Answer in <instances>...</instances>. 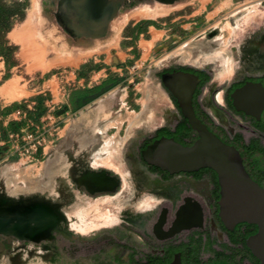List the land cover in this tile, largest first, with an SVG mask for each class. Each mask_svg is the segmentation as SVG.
Masks as SVG:
<instances>
[{"label": "rangeland", "instance_id": "obj_1", "mask_svg": "<svg viewBox=\"0 0 264 264\" xmlns=\"http://www.w3.org/2000/svg\"><path fill=\"white\" fill-rule=\"evenodd\" d=\"M18 1L25 15L13 18L11 32L21 33L17 42L10 37L16 46L15 63L8 67L5 57H0V106L8 109L1 117L0 169L8 170L9 164L16 163L12 169L18 176L16 182L40 189L41 171H46L55 145L81 142L85 137L83 130L74 127L70 133L71 123L64 127L66 118L47 106L48 100L54 104L47 88L53 87L54 100H60L57 95L64 92L63 85L69 87L76 81L77 67L94 84L105 79L97 98V134L90 135V140L96 137L97 151L91 152L87 165L65 167L64 183H49L50 192L64 193L65 207L71 209L65 214L64 235L59 234L56 246L48 248L50 258L58 253L60 261L49 264H135L146 250L162 243L153 236L146 239L131 218L153 220L159 206L167 202L161 193L164 184L141 159L139 144L180 116L160 72L184 64L207 68L211 74L208 87L218 88L219 93L237 76L263 72V62L255 53L250 58L239 55L249 40L254 47L264 33V0H178L172 4L125 0L106 36L95 39H77L63 29L55 15L57 0ZM7 2L10 11L17 8L12 0ZM256 13L259 18L250 20ZM11 121L18 124L10 125ZM236 128L252 136L250 130ZM25 165H30V178H24ZM90 170L118 177L119 183L100 189L98 182L96 190L85 193L83 174ZM214 248L227 251L216 241ZM211 254L204 250V260Z\"/></svg>", "mask_w": 264, "mask_h": 264}, {"label": "flooded vegetation", "instance_id": "obj_2", "mask_svg": "<svg viewBox=\"0 0 264 264\" xmlns=\"http://www.w3.org/2000/svg\"><path fill=\"white\" fill-rule=\"evenodd\" d=\"M253 18L257 20L259 14H253L249 19ZM250 42L249 40L247 46H243L239 56L250 58L255 53L263 62L260 67L264 69V33H261V38L254 43V47L249 45ZM178 74L187 78L194 75L196 81L192 103L196 115L211 131L237 148L244 144L250 148L257 146L264 149V71L237 76L227 82L219 93L218 88L208 87L211 74L207 68L194 64L164 68L160 72V78L178 107L180 116H174L171 124L156 128L153 134L143 139L139 149L143 162L159 178L160 183L164 184L161 193L166 195L167 202L159 206L153 220L131 218L133 224L143 229L144 237L153 236L162 244L146 250L135 264H167L178 254L182 264H235L243 256L240 264H261L246 242L257 231H254L257 225L240 222L229 229L219 216L221 185L214 169L201 167L192 171L170 172L145 160L142 155L148 144L162 136L174 137L182 144H190L199 136L179 104L180 95L175 83V76ZM186 82L194 81L189 79ZM236 125L250 130L252 136L247 137ZM105 175L98 174V177L101 176L100 189H107L111 183ZM215 241L227 248V251L214 248ZM204 250L212 252L206 260Z\"/></svg>", "mask_w": 264, "mask_h": 264}, {"label": "crops", "instance_id": "obj_3", "mask_svg": "<svg viewBox=\"0 0 264 264\" xmlns=\"http://www.w3.org/2000/svg\"><path fill=\"white\" fill-rule=\"evenodd\" d=\"M10 32H8L9 40ZM82 48L79 49L82 50ZM77 69L78 67L74 70L76 81L69 87L63 85L64 92L62 95H57L60 100H54L56 95L53 87L47 88L51 91V101L54 104L51 106L49 100L46 103L48 107L55 109L57 116L66 118L67 123L64 127L71 123L70 133L74 132V128L83 130L84 139L81 142L55 145L57 148L54 149L53 158L46 160L48 167L46 171L45 169L41 171L44 181L40 189L34 190L31 184L26 182L23 183L24 185L16 182L18 176L12 170L16 163L9 164L8 170L0 169V264H49L54 260L60 261L58 253L50 258L48 248L56 246L55 238L59 234L64 235L65 214L71 213V209L65 207L67 203L64 193L56 194L53 190L50 192L49 183H64L65 167L87 165L91 159V152L97 151L96 137L90 140V135L91 132L93 136L97 134L94 129L96 128L97 98L104 88L105 81L103 79L94 84L92 79L86 78V74ZM2 99L0 96V100ZM82 153L84 156H81ZM41 163L44 164L45 161ZM22 168H24V178L33 176L29 169L30 165ZM5 171L7 174L4 173ZM83 175L85 193L96 190L101 176L98 177V173L91 170L84 172ZM106 178L110 180L112 187L119 183L118 177L113 178L107 175ZM52 193H54L53 197Z\"/></svg>", "mask_w": 264, "mask_h": 264}, {"label": "water", "instance_id": "obj_4", "mask_svg": "<svg viewBox=\"0 0 264 264\" xmlns=\"http://www.w3.org/2000/svg\"><path fill=\"white\" fill-rule=\"evenodd\" d=\"M157 1L172 4L178 0ZM124 3L125 0H57L55 15L63 29L74 38H101L106 36ZM193 77L178 74L175 83L182 112L197 130L198 138L190 144H182L174 137L162 136L148 144L142 155L145 160L170 172L192 171L201 167L214 169L221 185V220L229 229L240 222L257 225V231L246 242L264 264V186L248 172L240 150L226 143L196 115L192 103L196 81ZM189 79L194 82L187 83ZM167 264H182L180 254Z\"/></svg>", "mask_w": 264, "mask_h": 264}, {"label": "trees", "instance_id": "obj_5", "mask_svg": "<svg viewBox=\"0 0 264 264\" xmlns=\"http://www.w3.org/2000/svg\"><path fill=\"white\" fill-rule=\"evenodd\" d=\"M12 3L13 5H16L17 8L10 11V2H7V0H0V56L5 57L8 67L15 63L14 51L16 49V46L11 44L8 38V32L12 29L13 18L15 16L23 17L25 15L24 7L20 5V1L12 0ZM7 113L8 109L2 108L0 106V126H3V120L1 119L2 115H5ZM12 124L17 125L18 123L15 121H11L10 125ZM238 148L240 149L244 164L248 172L261 185H264V149L257 146L250 148L248 146H245L244 144L243 146L238 145ZM252 225L256 226V224ZM256 230L257 227L254 229V231ZM242 258L238 259L235 264H240ZM257 261L259 262L258 258Z\"/></svg>", "mask_w": 264, "mask_h": 264}, {"label": "bare ground", "instance_id": "obj_6", "mask_svg": "<svg viewBox=\"0 0 264 264\" xmlns=\"http://www.w3.org/2000/svg\"><path fill=\"white\" fill-rule=\"evenodd\" d=\"M37 2H38V1H37ZM37 4H38V3H37ZM37 9H39V8L37 7ZM33 11H34V10H33ZM37 11H38V10H37ZM28 14H29V13H28ZM39 14H40V13H38L37 15H39ZM150 15H151V14H150ZM134 16H135V15H134ZM138 16H139V15H138ZM139 17H141V16H139ZM144 17H145V16H144ZM26 18H27V17H26ZM136 18H137V17H136ZM29 19H30V18H29ZM31 20H32V19H31ZM25 21H27V20H25ZM23 22H24V21H23ZM28 22H29V21H28ZM30 22H31V21H30ZM28 24H29V23H28ZM20 25H21V24H20ZM25 25H27V24H25ZM22 27H23V26H22ZM26 27H27V26H26ZM23 28H24V27H23ZM23 28H22V29H23ZM24 29H25V28H24ZM30 29H31V28H30ZM30 29H29V30H30ZM37 29H38V28H37ZM14 30H15V29H14ZM17 30H18V29H17ZM25 30H26V29H25ZM34 30L36 31V29H34ZM26 31H28V30H26ZM9 32H10V31H9ZM20 34H21V33H20ZM20 34H17V33L14 31V32H11V33H10V37L14 38L15 41L17 42V41H19V39L17 38V36H19ZM20 36H21V35H20ZM35 37H36V36H35ZM22 39H24V38H22ZM22 39L20 38V40H22ZM27 39H28V38H27ZM29 40H30V39H29ZM22 41H23V40H22ZM23 42H24V41H23ZM21 43H22V42H21ZM40 43H41V42H40ZM34 44H35V43H34ZM21 45H22V44H21ZM28 45H29V44H28ZM31 45H33V43H32ZM34 46H35V45H34ZM34 46H32V49H33ZM47 47H48V46H47ZM23 48H24V47H23ZM34 48H35V47H34ZM25 49H26V48H25ZM26 50H27V49H26ZM29 50H30V49L28 48L27 51H29ZM33 50H34V49H33ZM23 51H25V50H21L20 52L23 53ZM34 52H35V51H34ZM34 52H33V53H34ZM22 53H21V54H22ZM19 54H20V53H19ZM29 54H30V53H29ZM33 56H34V55H33ZM84 56H85V55H84ZM22 57H23V56H22ZM29 57H30V55H29ZM78 57H79V56H78ZM24 58H25V57H24ZM26 58H27V57H26ZM26 58H25V59H26ZM35 58H36V57H35ZM76 58H77V57H76ZM29 59H30V58H29ZM79 59H80V58H79ZM81 59H82V58H81ZM81 59H80V60H81ZM61 60H63V59H61ZM69 60H70V59H69ZM46 61H47V60H46ZM46 61H45V62H46ZM51 61H54V60H51ZM56 61H57V60H56ZM77 61H78V60H77ZM37 62H38V61H37ZM37 62H36V63H37ZM47 62H48V61H47ZM71 62H72V61H71ZM78 62H79V61H78ZM78 62H77V63H78ZM36 63H35V64H36ZM48 63H51V62H48ZM61 63H62V62H61ZM66 63H67V62H66ZM53 64H54V63H53ZM56 64H57V63H56ZM58 64H59V62H58ZM69 64H70V63H69ZM36 66H37V65H36ZM36 66H35V67H36ZM38 66H39V65H38ZM40 67H42V66H40ZM13 78H14V77H13ZM10 81H11V80H10ZM10 81H9V82H10ZM5 83H7V82H5ZM9 84L11 85V83H9ZM15 84H16V83H15ZM3 92H4V91H3ZM1 93H2V92H1ZM0 227H1V226H0Z\"/></svg>", "mask_w": 264, "mask_h": 264}, {"label": "built area", "instance_id": "obj_7", "mask_svg": "<svg viewBox=\"0 0 264 264\" xmlns=\"http://www.w3.org/2000/svg\"><path fill=\"white\" fill-rule=\"evenodd\" d=\"M18 113H21V110H18Z\"/></svg>", "mask_w": 264, "mask_h": 264}]
</instances>
